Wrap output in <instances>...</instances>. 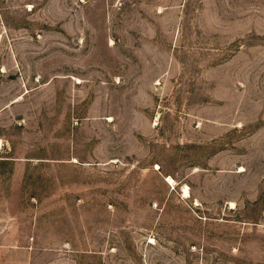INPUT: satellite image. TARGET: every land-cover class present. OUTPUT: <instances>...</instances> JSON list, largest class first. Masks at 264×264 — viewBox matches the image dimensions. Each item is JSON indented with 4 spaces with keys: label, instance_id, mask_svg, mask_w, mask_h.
<instances>
[{
    "label": "rangeland",
    "instance_id": "1",
    "mask_svg": "<svg viewBox=\"0 0 264 264\" xmlns=\"http://www.w3.org/2000/svg\"><path fill=\"white\" fill-rule=\"evenodd\" d=\"M0 264H264V0H0Z\"/></svg>",
    "mask_w": 264,
    "mask_h": 264
},
{
    "label": "bare ground",
    "instance_id": "2",
    "mask_svg": "<svg viewBox=\"0 0 264 264\" xmlns=\"http://www.w3.org/2000/svg\"><path fill=\"white\" fill-rule=\"evenodd\" d=\"M168 181H171V178L170 177H168ZM172 182V181H171Z\"/></svg>",
    "mask_w": 264,
    "mask_h": 264
}]
</instances>
